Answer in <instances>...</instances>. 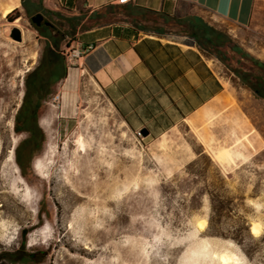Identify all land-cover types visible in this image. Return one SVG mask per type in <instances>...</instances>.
I'll use <instances>...</instances> for the list:
<instances>
[{
  "label": "rangeland",
  "instance_id": "374dc122",
  "mask_svg": "<svg viewBox=\"0 0 264 264\" xmlns=\"http://www.w3.org/2000/svg\"><path fill=\"white\" fill-rule=\"evenodd\" d=\"M52 1L21 0V9L11 18L2 19L0 13V48H5L0 51V254L14 253L22 245L28 254L18 262L5 258L0 264H192L191 251L204 239L217 252L244 258L245 264H264V147L227 173L208 152L200 157L201 145L187 127L161 137H145L142 131L133 134L96 91L90 96L66 92L60 80L51 86L37 113L40 125L43 114L53 108L56 112L57 156L46 177L34 171L35 160L45 159L43 130V148L23 174L16 149L30 134L17 129L22 124L16 116L28 76L43 64L49 43L31 18L36 13L48 16ZM107 11L112 14L97 23L124 13L108 7L95 17ZM136 16L140 23L167 34H185L191 44L201 41L214 69L240 90L239 102L255 114L245 116L263 131L264 97L253 95L243 80L252 83L264 71V0H257L251 29L214 28L226 36L222 39L207 32L204 21L193 15L173 20L148 12ZM18 19L22 28L15 26ZM13 27L20 29L21 42L12 39ZM63 92L66 102L53 105V98ZM30 101L35 105L37 97ZM15 138L19 140L15 161L8 163ZM75 145L86 153L78 155ZM20 176L29 185L28 192L19 184ZM210 195L228 204H217L212 214ZM253 203H263V209ZM204 218L207 226L198 230L196 224ZM253 222L263 224L259 236L250 231ZM90 251L91 255L85 253Z\"/></svg>",
  "mask_w": 264,
  "mask_h": 264
},
{
  "label": "crops",
  "instance_id": "0c3cea01",
  "mask_svg": "<svg viewBox=\"0 0 264 264\" xmlns=\"http://www.w3.org/2000/svg\"><path fill=\"white\" fill-rule=\"evenodd\" d=\"M118 1L53 0L47 6L43 29L59 40L60 54L71 39L82 48H94L77 67L67 69L65 63L67 76L61 85L66 92L90 96L96 91L133 134L148 130L149 137H161L185 126L200 143L199 153L212 157L207 146L242 119L264 135V129L245 116L255 114L239 102L240 90L220 76L206 53L185 34H167L136 19L138 12L154 11L170 20L193 15L217 30L251 29L257 0H131L123 5ZM108 7L124 13L97 23L112 14L95 17ZM43 38L54 47L51 36Z\"/></svg>",
  "mask_w": 264,
  "mask_h": 264
},
{
  "label": "bare ground",
  "instance_id": "6f19581e",
  "mask_svg": "<svg viewBox=\"0 0 264 264\" xmlns=\"http://www.w3.org/2000/svg\"><path fill=\"white\" fill-rule=\"evenodd\" d=\"M21 7V0H9L6 3L3 2V0H0V13L2 15V19L8 18L15 11L21 9ZM15 23V26L19 28L23 27L20 19H18ZM72 46H75V39H71V43H69L65 49H70ZM0 51H5V48L1 47ZM64 60L66 67L71 68L72 59L64 58ZM209 63L213 68L215 67V64L212 61H209ZM30 71L31 67L26 70V72ZM91 100L92 98H90V102ZM56 116V112L53 108L49 112L43 114L40 118V125L47 134L46 148L43 152V157L45 159L35 160L33 169L38 175L43 177H46L47 172L53 163V159H55L58 153V146L53 137V125ZM89 117L90 116H87L86 119H89ZM18 141L19 140L17 138L14 139V146L7 160L8 163L15 161L14 150ZM207 147L211 154L215 157L219 166L225 172L229 173L245 164L259 151V149L263 148L264 140L259 132L253 129L251 124L246 119H242L230 129L225 130L224 133L218 136L217 139L212 140ZM64 149H66V147H64ZM73 150L78 153V155L86 153L80 145H75ZM15 166L19 170L17 164ZM18 182L24 187V191L28 192L30 190V187L25 182L23 176L19 177ZM253 205L258 210L263 209V203H253ZM207 223V219H200L196 224L198 230L203 231L206 228ZM262 227L263 224L261 222H253L250 227V231L254 236H259L261 234ZM228 245L230 247H235L232 242H228ZM86 248L88 249V247ZM85 253L87 255H91L92 251ZM190 260L192 264H200V262L203 264H245V259L239 257L233 252H217L213 243L207 239L202 240L201 244L191 251Z\"/></svg>",
  "mask_w": 264,
  "mask_h": 264
},
{
  "label": "trees",
  "instance_id": "16d2710c",
  "mask_svg": "<svg viewBox=\"0 0 264 264\" xmlns=\"http://www.w3.org/2000/svg\"><path fill=\"white\" fill-rule=\"evenodd\" d=\"M23 6L27 10L25 3H23ZM147 12L151 14H156V12L154 11H147ZM13 14H11L9 18H11ZM202 25L207 32L215 34L217 39L226 38V36L223 33L216 31L208 24L202 22ZM34 27L42 37L49 39V37L51 36L54 39V47L51 46L50 43L46 44L43 53V64L28 76L27 90L24 97V103L16 116L17 123L22 124V127L21 128L17 127V129L30 134V137L25 141L21 142L16 149V160L25 176L27 169L31 166L33 158L37 153L41 152L45 141V133L39 125L38 114H37L39 109L41 108L42 105L41 102L42 100H44V98H46L50 94L51 86L55 82H58L67 76V70L65 68L64 58L58 52L59 40L58 39L56 40V38L53 37L54 35L52 36L51 34L44 31L42 26H38L34 24ZM197 41L198 42L196 46L200 48L204 53H208L204 44H202V42L199 40ZM249 76L252 77L254 75H249ZM32 78H35L34 85H32V81H31ZM243 84L245 85L246 88L252 91L256 97L258 98L264 97L263 70H262V76H258V77L256 76L255 80L252 83H247L246 81L243 80ZM32 96L37 97V102L35 105H32L30 101ZM204 155L205 154H201L200 157H203ZM197 160L191 162L188 166H191ZM210 202L212 205V214L216 212L217 204L220 205H224L226 203L228 204V200L224 201V199H222L221 197H216L214 195H210ZM226 209H229V207H226ZM244 230L247 231L248 228L245 227ZM239 234H240L239 236H241V232ZM246 254L251 259H253L252 255L249 252H246ZM26 256H28V254L25 252V246L22 245V247L19 250L15 251L14 253L0 254V261H2V259L9 258L13 261L18 262L23 258H25ZM30 256L31 258H33L34 255H30ZM37 261L40 263L41 259Z\"/></svg>",
  "mask_w": 264,
  "mask_h": 264
},
{
  "label": "built area",
  "instance_id": "2783aa9c",
  "mask_svg": "<svg viewBox=\"0 0 264 264\" xmlns=\"http://www.w3.org/2000/svg\"><path fill=\"white\" fill-rule=\"evenodd\" d=\"M131 0H119L118 4L123 5L130 3ZM94 48L92 45H89L85 48H82L80 42L75 39V46L70 47V49H64L61 52V55L63 58H71L72 59V66L71 68L67 69H73L79 65L80 60L83 59V57L88 54L90 51H92ZM62 101V96L60 93H58L52 100L53 105L59 104Z\"/></svg>",
  "mask_w": 264,
  "mask_h": 264
},
{
  "label": "water",
  "instance_id": "95a60500",
  "mask_svg": "<svg viewBox=\"0 0 264 264\" xmlns=\"http://www.w3.org/2000/svg\"><path fill=\"white\" fill-rule=\"evenodd\" d=\"M43 20H44V16L42 14H37L36 16L31 18L32 23H34L35 25H38V26H40L42 24ZM12 30L14 31V36L13 37L11 36L12 39L21 42L22 41V33H21L20 29L13 27ZM6 35L9 37L10 33H9V35L8 34H6ZM141 133L145 137L149 135L148 130H143Z\"/></svg>",
  "mask_w": 264,
  "mask_h": 264
},
{
  "label": "flooded vegetation",
  "instance_id": "af4514ba",
  "mask_svg": "<svg viewBox=\"0 0 264 264\" xmlns=\"http://www.w3.org/2000/svg\"><path fill=\"white\" fill-rule=\"evenodd\" d=\"M37 14H40V13H36V15ZM44 16V20H43V22H42V24L40 25V26H45L46 25V23H47V18H46V16L45 15H43Z\"/></svg>",
  "mask_w": 264,
  "mask_h": 264
},
{
  "label": "snow or ice",
  "instance_id": "6c2138e0",
  "mask_svg": "<svg viewBox=\"0 0 264 264\" xmlns=\"http://www.w3.org/2000/svg\"><path fill=\"white\" fill-rule=\"evenodd\" d=\"M202 226V225H201Z\"/></svg>",
  "mask_w": 264,
  "mask_h": 264
}]
</instances>
